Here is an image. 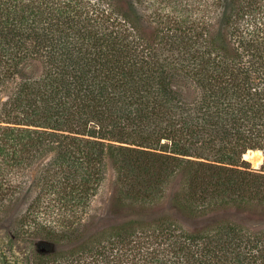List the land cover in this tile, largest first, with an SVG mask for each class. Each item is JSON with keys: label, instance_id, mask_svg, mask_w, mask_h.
Masks as SVG:
<instances>
[{"label": "trees", "instance_id": "obj_1", "mask_svg": "<svg viewBox=\"0 0 264 264\" xmlns=\"http://www.w3.org/2000/svg\"><path fill=\"white\" fill-rule=\"evenodd\" d=\"M99 5L0 0V223L32 264H264L262 0L206 39Z\"/></svg>", "mask_w": 264, "mask_h": 264}, {"label": "rangeland", "instance_id": "obj_2", "mask_svg": "<svg viewBox=\"0 0 264 264\" xmlns=\"http://www.w3.org/2000/svg\"><path fill=\"white\" fill-rule=\"evenodd\" d=\"M91 7L99 11V0H86ZM133 13L146 17L149 23L155 26L164 27L166 30L176 24L177 21H194L201 26L202 33L206 37L215 33L220 28L229 13L232 0H124ZM264 4V0H262ZM181 23V22H180ZM217 29V30H218ZM208 31L210 33L208 34ZM249 161L252 169L261 168L262 152L259 151V160L254 162L255 154ZM246 159V157H244ZM247 160V159H246ZM248 161V160H247ZM113 195L112 175L110 174L100 191L92 201L91 216L99 227V216L102 219L109 218L110 200ZM26 206L23 203L22 208ZM240 221L243 219H239ZM252 226H259L256 221L251 222ZM261 224V223H260ZM11 221L6 220L0 223V264H32L38 254V249L27 242L12 238ZM47 248V245H43ZM49 247V246H48Z\"/></svg>", "mask_w": 264, "mask_h": 264}, {"label": "bare ground", "instance_id": "obj_3", "mask_svg": "<svg viewBox=\"0 0 264 264\" xmlns=\"http://www.w3.org/2000/svg\"><path fill=\"white\" fill-rule=\"evenodd\" d=\"M255 151L254 150L253 151H249L247 154L252 153V152H255ZM247 154L245 155L246 159L249 160V161H252L253 160L252 159V156H250V155L247 156Z\"/></svg>", "mask_w": 264, "mask_h": 264}, {"label": "water", "instance_id": "obj_4", "mask_svg": "<svg viewBox=\"0 0 264 264\" xmlns=\"http://www.w3.org/2000/svg\"><path fill=\"white\" fill-rule=\"evenodd\" d=\"M246 160V159H245ZM247 161V160H246ZM249 162V161H248ZM250 163V162H249Z\"/></svg>", "mask_w": 264, "mask_h": 264}]
</instances>
